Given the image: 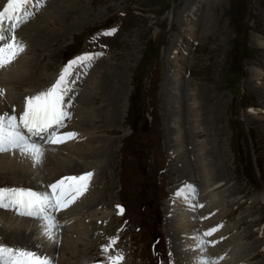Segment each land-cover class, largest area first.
Wrapping results in <instances>:
<instances>
[{
  "label": "rangeland",
  "instance_id": "374dc122",
  "mask_svg": "<svg viewBox=\"0 0 264 264\" xmlns=\"http://www.w3.org/2000/svg\"><path fill=\"white\" fill-rule=\"evenodd\" d=\"M32 1L34 16L22 23L15 33L30 49L24 57L25 63L16 65L18 70L24 65L29 69V73L24 72L29 81L22 78L27 80L26 86L29 83L44 86L51 74L56 75L59 67L75 55L103 53L91 64L73 70L67 92L73 90L74 94L65 104L69 103L66 111L70 118L65 120L64 129L73 132L75 128L78 141L83 140L87 132L91 139V143L85 142L90 146H82L87 154L73 155L77 161H72L79 165L93 163L85 171L95 174L89 182L88 193L83 195L87 197L84 209L74 211L76 217L82 216L85 220V234H88L76 237L77 254L84 261L102 262L106 255L123 252L126 259L122 264L179 263L177 254L168 252L163 218L169 191L189 174L183 164L184 152L177 151L187 148L174 146L173 137L178 141V136L167 134L172 122H164L170 115L169 110L174 108L173 102L177 101H171L168 93L174 91L173 78L178 70V77L187 86L184 91L187 105L183 103L185 115L179 117V126L183 127L185 117L186 123L191 124L190 141L196 145L198 173L192 165L188 166L204 186L200 194L206 195L208 184H213L209 193L215 192L220 198L214 202L218 208L217 219H212L213 226L225 228L228 240L234 234L238 236L234 246H237L240 264H264V0ZM6 4L7 0H0V10ZM187 7L189 11L183 12ZM194 20L198 21L196 27ZM38 28L45 33L41 38ZM111 29H117L114 35H101ZM257 35L263 39V48L251 43ZM170 69L174 72L169 73ZM252 69L257 74L255 78L250 75ZM90 72L89 83L86 81L80 89V82ZM5 79L16 78L12 75ZM22 80L11 93L9 103L15 102L8 103L17 115L23 109V103L18 100L24 93L20 89ZM106 81L115 83L113 86L120 91L117 94L120 111L113 119L108 102L103 101V93H97L98 87ZM255 88L261 93L256 94ZM94 96V105L87 107L92 111L87 110L85 104ZM0 107H5L4 102ZM87 115L94 120L91 125L83 122ZM177 122L178 119L175 127ZM182 127L180 134L187 136L188 130ZM73 148L61 152L72 155ZM89 148L106 155L93 158ZM11 166L0 171L2 187H14L10 182L18 183L23 175H14ZM202 167L206 171L199 172ZM215 181L218 186L214 185ZM44 182L45 179L36 185L44 187ZM93 206L96 207L94 213L90 210ZM10 213L13 210L0 209V242L43 255L44 247L47 248L44 240L40 241L42 238L38 236L27 237L24 230L11 227L8 222L12 217L25 219L14 215L9 218ZM248 232L251 234L247 236ZM111 239H115L116 244L106 254L102 247L110 245ZM153 240L158 242L154 248L156 253L150 248ZM259 248L260 251L255 252ZM63 251L59 246L60 254L57 252L56 256L53 251L49 254L56 259L55 264L83 262L77 261L78 256ZM220 258L215 256V259Z\"/></svg>",
  "mask_w": 264,
  "mask_h": 264
},
{
  "label": "bare ground",
  "instance_id": "6f19581e",
  "mask_svg": "<svg viewBox=\"0 0 264 264\" xmlns=\"http://www.w3.org/2000/svg\"><path fill=\"white\" fill-rule=\"evenodd\" d=\"M34 5H35V3H34ZM34 5H33V1L31 0V2L26 7L28 8V10L30 12L33 13L34 10L32 9V7ZM184 11L185 12L189 11V8L188 7L185 8L183 10V12ZM27 28H29V27H27ZM27 28L24 29V30H27ZM22 31L23 30H21V33H23ZM44 31H46V30H44ZM191 32H192V35H194L193 31H191ZM37 34H38V37L41 38L42 36H44L45 33H43V31L39 32V28H38L37 29ZM257 37L258 38L255 37V40H251V43L255 47L263 48V43H262L263 39H262V37H260V35H257ZM17 39H18V41L20 43L25 45V49L13 63H11L8 66H6L5 69L0 68V76H1L0 79H2L3 76H4V78L1 81V85L2 86L0 85V89L3 90V95L0 96V98L3 101L0 99V104L4 102V104L7 105L10 102V97H12L11 93L13 92V87L18 85V84H20V81L22 80V78L25 77L24 72L29 73V69L26 70L27 69V65H24L23 69H19V70L17 69L16 65L19 66L20 63L24 62L25 61L24 57L27 54L30 53L29 47L27 46L26 42L21 39V36L17 35ZM251 43H250V45H252ZM262 57L264 58V54H263ZM26 64H27V62H26ZM10 66H11V68H10ZM8 69H9V71H7ZM4 72H5V75H4ZM55 73H57V74L53 75L54 74L53 73V74H51L50 77L48 76L49 78L47 79V81L45 83L46 85L44 84V86L39 85V83H29L28 86H26L27 80L29 81V79L27 77H25L27 80L25 78L22 80L23 84H22V87L20 88V89H22L24 91V93L22 92L23 95H20L18 100L25 104V97L33 96V95L37 94L38 92L47 89L48 86L50 87L52 84L55 83V81L58 78V75L61 74V71L57 70ZM83 74H85V73L83 72ZM12 75H14L16 79L9 80V81L7 79H5V78H9L10 79V77H12ZM178 75H180V74L178 73V70H177L176 73H175V76L173 78L175 84L174 83L172 84L174 86V91L177 90V88L180 86V82L182 81L181 77L179 78ZM250 75L253 78H255L257 76V74L254 72L253 69H252V73ZM80 76L82 77V75H80ZM78 78H79V76H78ZM80 78H79V80H80ZM179 79H180V81H179ZM31 80H32V78H31ZM87 83H89V82L87 81ZM114 84L115 83H110L108 81H106V83L102 82L101 86L98 87V91L99 92L97 91V93H103V101L108 102V107L110 108V114L109 115H110V117H112L111 119H113V117L116 116L119 113V111H120V105H118V101L119 100H118V96H117V94H119L120 91H119V89L116 88L117 86L116 87L113 86ZM37 85H39L40 87L37 88L36 87ZM254 87H251V88L254 89ZM73 88H75V87L73 86ZM77 88H78V86H77ZM255 90H256V88H255ZM8 91L10 92V94L8 93ZM71 91L73 92V90H71ZM72 92L71 93H69V92L66 93L65 101H69L70 102V99L73 97V94H74V93L72 94ZM76 92H77V90H76ZM258 93H261V91L257 92V90H256V94H258ZM96 96H94L92 98V100L90 99L91 101H88L85 104L87 110L89 109V108H87L88 106L94 105L93 101L96 98ZM83 98L84 97H82V99ZM168 98H169V96H168ZM165 100H166V97H165ZM194 101H195V99H194ZM194 101H193V103H194ZM14 102L15 101H12L11 103H14ZM11 103H9V104H11ZM173 103L175 104L174 108L169 110L170 111V113H169L170 115L168 117H166L167 118L166 120L164 119V122L167 123V120H171V122H172L171 125H168V127H167L168 128L167 134H169V135L170 134L177 135L178 136L177 140L179 141V135H181L180 134V126H179V123H177L176 127L174 128V125H175V120L178 119L182 115L181 110H182V108H184V106H183V102L181 100H179V99H177V101L173 102ZM68 104L69 103H67V106L65 105V110H67V111H68ZM86 109H85V111H86ZM90 111H92V110H90ZM190 111H191V109H190ZM4 112H8V111L6 110ZM95 113H96V111H95ZM194 115H197V114H194ZM190 117L192 118V116H190ZM188 119H189V117H188ZM93 121L94 120L91 119V116L87 115V116L83 117L84 124L90 123L89 125H91ZM186 121H187V118H186ZM80 122H81V120H80ZM177 126H179V127H177ZM81 127H83V126H81ZM196 128H198V127H196ZM73 129H75V128H73ZM77 129L80 130L79 128H77ZM68 132H69V130H68ZM70 132H71V130H70ZM84 132L85 131H83V133ZM61 133H66V131L61 132ZM74 133H77V131H75ZM91 135H92V133H91ZM83 137H84V139L83 140H79L80 142L77 140V138H78V135H77L74 139L73 138L72 139H67L64 143H59V144L55 145V147H53L52 149L49 148V147H46V146L43 147L44 148V158H43L42 163H40V164H34L32 159H30L27 156L21 155L18 151H15V150H14V152L0 153V171H5V169L6 170L8 169V166L12 165L11 167H12V171L14 172V175H16L18 173L20 175L21 174H23V175L20 176V180L18 181V183H14V181H15L14 180V181L10 182L11 183L10 185H13L14 187L24 186L23 188H31V189H34V190H37V191H45L47 189L48 185L56 182L60 178L65 177V176H80V175H82L84 173H87L85 171V170H87L86 167L90 168L92 166L93 163H91V162L90 163H86V164L81 162L80 165H79L77 163L75 164L72 161V159H74V160L77 159L73 155H83L84 156V155L87 154V151H85L86 149L83 150L82 146L85 145V144H87V146H90L91 145L90 144L91 143V139H90V135H89L88 132H87L86 137H85V134H83ZM85 142H90V143H85ZM174 146L177 147L176 145H174ZM72 147H74L73 151H72L73 152L72 155H68L69 153L67 154L65 152H61V150L66 151V150L71 149ZM98 147L99 148H105L104 145H98ZM90 149L92 150V153H91L92 155H90V156H92V157L94 156L93 158H97L98 156L101 158V157H104L106 155L105 153L103 154L101 152L100 153L94 152L93 148H89L88 150H90ZM214 150H215V148H214ZM177 151H174V152H177ZM212 153H214V151ZM89 154H90V152H89ZM111 156L112 155H109L108 157L111 158ZM214 158L215 159L218 158L217 154L214 155ZM198 160H199V166H200L201 160H200V157H199V153H198ZM64 161H66V162L68 161L69 163L64 164ZM12 162H14L15 165ZM96 166H97V164H96ZM184 166H185V169H186V165H184ZM215 166H213V167H215ZM204 171H206L205 167H202L199 170V172H204ZM10 173L12 174V172H10ZM93 175H95V174H93ZM186 177H188L187 180L189 181L190 180V174H188ZM17 178H19V177H17ZM32 178H36V179L32 180ZM92 178H95V176L94 177L92 176ZM44 179H45V182H44V185H42L44 187L38 188V186L36 184L39 181L40 182L43 181ZM8 180H13V179H8ZM205 180H207L206 177H205ZM218 180H220V179H218ZM217 182L218 181L214 182L215 186H218ZM185 184H186V182L183 181V183L180 186H178V187L174 186L170 190L171 193H172L173 198H170V197L168 198V200L166 201V205L167 206L164 209V211H166V212H164L165 213V220H164L165 228H164V231L166 232L165 233L166 234V243L168 245L169 254L173 255L174 252L177 254L178 259H180L178 264H197V261L201 260V259L213 261V262H215V264H240V262H238V261H241V259H238L239 258V254L237 253V246L236 247L234 246L236 241L238 240V236L237 235L234 234L233 237L231 236L232 237L231 240H228L229 238H227V236H226V233H227L226 229L223 228V227H220L219 231L216 230V231H214V233L212 235L206 236L205 238H202L201 229L203 228V226L210 227V226L213 225L212 219H214V218L217 219L216 212H217L218 205L214 204V202H218V200L220 198H219V196H216L215 192L214 193L211 192L212 194L209 193V191L212 190V185L213 184H211V185L208 184L207 188L209 189V191H208V193H206V198H205V195H204V196L198 197V199L195 198V196H194L195 194H193L192 190H190ZM39 186H40V184H39ZM197 187H198V185H197ZM91 188H93V187H91ZM174 190H176V191H174ZM170 191H169V194H170ZM181 191L183 192V196L178 197L176 195V193L177 192H181ZM86 193H88V192H86ZM83 195L80 196L77 199L76 203L72 204L70 207H68L64 211L61 210L62 212L58 213L57 220H58L60 226L55 232V235H56V241L55 242H52V241L46 239L45 237H43L41 235L42 224L39 221L34 220V221H32L33 223H31V221H29L24 216H19L17 214H11L10 213L9 218H11L14 215V217H20V218H23V219L28 220V221L26 222L25 220H22V219H12L13 218L12 217L11 220H10L11 222L9 221L8 223L11 224V227H14L17 230H24L23 233L28 235L27 237L35 238V237L38 236V238H42V239H40V241L44 240L43 242L45 244H47L46 245L47 248L44 247V249H43L44 250L43 251L44 252L43 253L44 256H47V257L50 258L49 254L51 255L52 251L54 252L53 254H57L58 248L60 246V248L61 247L63 248V250H64L63 252H67V253L71 254V256H73V255H75L76 257L78 256L77 261L78 260L83 261L81 264H84L85 262L93 261V260L84 261L85 259H83L82 256L80 257V255L77 254L78 248L75 246L76 242L78 241V239L76 237L79 236V235L85 234L86 230H87V227L85 225V220H83L81 218L82 216L81 217H79V216L76 217L77 213L76 214L74 213L75 210L77 211V210L81 209V207L84 205L83 203L85 202V199L87 197H84ZM89 196H90V194H89ZM89 200H88V202H89ZM197 202L200 203L199 205H200V207H202L199 210H197V207H196V206H198ZM179 204L182 207H184L185 210H183L179 206ZM194 205H195L196 208L194 207ZM87 206L89 207V205H87ZM94 207L95 206H93L91 209L89 208L92 213H94V211H93ZM82 208L84 209V207H82ZM80 211H82V210H80ZM105 213H106V211H105ZM85 219L87 221V218H85ZM167 225H168V227H167ZM75 228H80V229H75ZM15 229H13V230H15ZM26 230H28V231H26ZM61 230L63 231L62 235L59 234V233H61ZM250 234H251V232H248L247 236L250 235ZM86 235H88V234H85V236ZM20 238L22 239V236ZM89 239L91 240V236H89ZM201 239H203L205 241V244L199 245V241ZM193 246H197V247L194 248ZM230 246L232 247V249H229ZM196 248H198V250ZM253 248L254 247H252V249ZM202 249H206V251H202ZM252 249H250V251ZM258 251H260V248L257 249L255 252H258ZM58 253L60 254V252H58ZM255 254L256 253L252 254L251 256H253ZM183 255H185V256L183 257ZM216 255H218L219 257H222V258L215 259ZM226 259H228L230 262L228 263V261ZM51 260L53 261V264H55L54 262H55L56 259L53 260V257H52ZM171 263H172V261H171ZM175 263H176V261H175ZM58 264H64V263L58 262ZM76 264H78V263H76Z\"/></svg>",
  "mask_w": 264,
  "mask_h": 264
},
{
  "label": "snow or ice",
  "instance_id": "6c2138e0",
  "mask_svg": "<svg viewBox=\"0 0 264 264\" xmlns=\"http://www.w3.org/2000/svg\"><path fill=\"white\" fill-rule=\"evenodd\" d=\"M30 2L31 0H7L6 6L0 10V68L13 63L25 49V45L18 41L15 33L21 24L27 22L33 15L26 7ZM116 31L117 29L107 30L101 35L111 36ZM101 55L102 52L89 53L72 60L62 69L54 84L33 96L25 97L24 109L19 116L15 109L11 113L0 114V153L16 150L32 159L34 164H40L44 158V143L59 144L75 138L77 133L60 132V129L65 127V120L70 118L65 110L69 77L74 69L91 64ZM2 95L3 90L0 89V96ZM22 129L26 130L27 135ZM92 176V172L80 176H65L48 185L45 191L23 187H0V209L13 210L19 216L41 222V235L55 242V232L60 225L53 213L74 204L87 191ZM176 195L181 197L183 192H177ZM120 212L123 213L122 208ZM216 230L218 229H211L204 235L210 236ZM115 244L116 240L111 239L110 245L103 246L102 251L109 253ZM203 244L205 241L201 239L199 245ZM123 260V254L117 253L106 255L101 264H122ZM0 264H53V261L31 249L0 242ZM197 264L215 262L201 259Z\"/></svg>",
  "mask_w": 264,
  "mask_h": 264
},
{
  "label": "water",
  "instance_id": "95a60500",
  "mask_svg": "<svg viewBox=\"0 0 264 264\" xmlns=\"http://www.w3.org/2000/svg\"><path fill=\"white\" fill-rule=\"evenodd\" d=\"M196 101H197V99H196ZM191 134V131L189 132V136H191L190 135ZM195 146L196 145H194V144H192L191 145V147H190V149H189V153H190V159L193 161H195V159H196V156H195V153H194V148H195ZM196 162V161H195ZM194 168H195V165H194ZM196 169V168H195ZM212 171H213V169H212ZM210 173V172H209ZM213 179V178H212ZM199 180H200V177H199ZM203 185V184H202Z\"/></svg>",
  "mask_w": 264,
  "mask_h": 264
}]
</instances>
